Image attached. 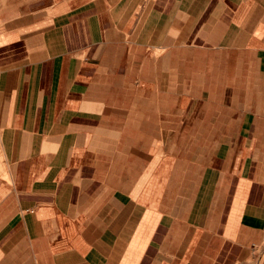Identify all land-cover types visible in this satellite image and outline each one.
<instances>
[{
  "label": "crops",
  "instance_id": "obj_1",
  "mask_svg": "<svg viewBox=\"0 0 264 264\" xmlns=\"http://www.w3.org/2000/svg\"><path fill=\"white\" fill-rule=\"evenodd\" d=\"M0 156V264H264V0H0Z\"/></svg>",
  "mask_w": 264,
  "mask_h": 264
},
{
  "label": "rangeland",
  "instance_id": "obj_2",
  "mask_svg": "<svg viewBox=\"0 0 264 264\" xmlns=\"http://www.w3.org/2000/svg\"><path fill=\"white\" fill-rule=\"evenodd\" d=\"M1 162H2V158H1V156H0V164H1ZM4 177H7V176L4 175ZM252 264H258V263H252Z\"/></svg>",
  "mask_w": 264,
  "mask_h": 264
}]
</instances>
